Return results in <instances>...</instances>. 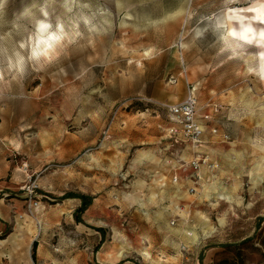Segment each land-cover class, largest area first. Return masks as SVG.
<instances>
[{"label":"rangeland","instance_id":"1","mask_svg":"<svg viewBox=\"0 0 264 264\" xmlns=\"http://www.w3.org/2000/svg\"><path fill=\"white\" fill-rule=\"evenodd\" d=\"M263 3L0 0V264H264V78L257 49L223 39L228 9ZM38 21L67 36L37 60ZM190 89L199 114L223 109L226 155L151 206L142 167Z\"/></svg>","mask_w":264,"mask_h":264},{"label":"crops","instance_id":"2","mask_svg":"<svg viewBox=\"0 0 264 264\" xmlns=\"http://www.w3.org/2000/svg\"><path fill=\"white\" fill-rule=\"evenodd\" d=\"M202 109L205 112L199 114V117L202 118L201 122L204 125V135L203 145L199 151L195 152L189 145L173 144L167 135L165 136L167 139V144L157 151L158 154L156 159L153 162H144L142 167L143 173L154 179V184L151 187L152 194L150 195L151 192L149 194H144V199H146V201H150L149 204L151 206L154 203H158L160 206L169 207L173 205V208L177 206V202L182 200V198L187 195L188 185L193 183L192 179L195 175V171L191 164L195 161V159L198 158L207 161V164L201 167L200 172L202 177L204 176V171L210 174L209 171H211V173L214 172L216 168L219 167L223 162L224 159L219 156L223 157L226 155V147L229 145L227 142L228 137L224 127L225 115L223 109L214 103H210L207 105V108ZM206 115L210 117L209 121H205L203 119ZM173 126L175 125L173 122H171L169 128ZM168 129L166 132H168ZM160 144L162 143L160 142ZM183 164L186 165L185 168L182 167ZM210 166H213V169H211ZM174 177H177V181H174ZM163 181L166 182L162 183ZM136 203H139L138 200ZM101 205H104V203L101 200L96 199L87 210H90L91 208H100ZM105 206L107 205L105 204ZM119 208L120 210L116 209V211L119 213V215H121V223L123 220H125L124 217H126L129 212L128 190L122 189ZM111 215L116 217L115 214ZM99 216L102 215L97 214L94 218L95 220H92L96 225L101 222ZM109 224L112 227L111 222L105 223V226L97 225L95 227L102 229ZM110 231L112 233V228ZM105 263L114 264L107 262Z\"/></svg>","mask_w":264,"mask_h":264},{"label":"built area","instance_id":"3","mask_svg":"<svg viewBox=\"0 0 264 264\" xmlns=\"http://www.w3.org/2000/svg\"><path fill=\"white\" fill-rule=\"evenodd\" d=\"M163 108L175 125L168 129L169 140L173 144L189 145L195 152L199 151L203 145L204 125L201 122L202 118L199 117L198 98L195 95V90L190 89L182 102L167 104ZM203 119L209 121L210 117L206 115ZM206 164L207 161L198 158L192 162L191 166L198 180H201V167ZM182 167L185 168L186 165L183 164ZM210 168L213 169V166ZM174 181H177V177H174ZM38 206V203L31 204L32 208Z\"/></svg>","mask_w":264,"mask_h":264},{"label":"clouds","instance_id":"4","mask_svg":"<svg viewBox=\"0 0 264 264\" xmlns=\"http://www.w3.org/2000/svg\"><path fill=\"white\" fill-rule=\"evenodd\" d=\"M243 11L255 12L256 15L252 19L264 22V4H262L259 8H248L243 9ZM45 15H47V13H45ZM231 18L242 19L239 16L230 17V19ZM85 23H88L87 19H85ZM51 29L52 25L50 23L45 21L37 22V35L35 38V44L31 50L30 59L38 60L40 57L50 58V53L54 52L56 45L66 38L67 34L64 31L63 24L57 23L55 30L52 31ZM76 35H79V33L77 32ZM228 37H235L251 43L254 39H256V33L251 25H249L243 27L239 32L235 29L228 31L227 34L223 36L225 42L228 41ZM259 37L260 39L258 43L264 44V30L260 31ZM21 47H24V45L22 44ZM17 55V69L18 71H23L24 57L19 56V54ZM260 59L261 61H264V52L260 53ZM262 71H264V65H262Z\"/></svg>","mask_w":264,"mask_h":264},{"label":"bare ground","instance_id":"5","mask_svg":"<svg viewBox=\"0 0 264 264\" xmlns=\"http://www.w3.org/2000/svg\"><path fill=\"white\" fill-rule=\"evenodd\" d=\"M264 4V3H263ZM261 5H254L253 7L250 8H259ZM256 15L255 12L253 11H240V9H228L227 11V32L230 30L235 29L236 31H241L243 27L251 25V27L255 30L256 33V39H254L251 43H248L244 40L235 38V37H228L229 41L232 43L233 48L237 49H245V48H255L258 50V59L261 64V73L264 78V71H262V65H264V61H261L260 59V53L264 52V44L258 43L260 37L259 33L261 30H264V22H261L259 20H254L252 19ZM239 16L242 19H235L230 17H236ZM239 24L240 27H236L235 24ZM254 23H257L260 25L259 29H256L254 26ZM17 174L20 173V171L16 172Z\"/></svg>","mask_w":264,"mask_h":264},{"label":"trees","instance_id":"6","mask_svg":"<svg viewBox=\"0 0 264 264\" xmlns=\"http://www.w3.org/2000/svg\"><path fill=\"white\" fill-rule=\"evenodd\" d=\"M88 201H89L88 198L85 197L84 198V205H83V207L80 210L81 212H84L89 207V202Z\"/></svg>","mask_w":264,"mask_h":264}]
</instances>
